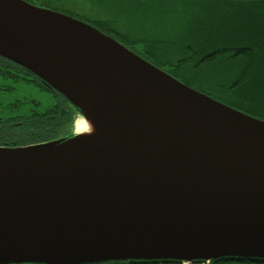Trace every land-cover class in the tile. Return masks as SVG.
Returning a JSON list of instances; mask_svg holds the SVG:
<instances>
[{
    "label": "water",
    "instance_id": "water-1",
    "mask_svg": "<svg viewBox=\"0 0 264 264\" xmlns=\"http://www.w3.org/2000/svg\"><path fill=\"white\" fill-rule=\"evenodd\" d=\"M0 56L101 130L0 145V264L264 258V119L27 0H0Z\"/></svg>",
    "mask_w": 264,
    "mask_h": 264
},
{
    "label": "trees",
    "instance_id": "trees-1",
    "mask_svg": "<svg viewBox=\"0 0 264 264\" xmlns=\"http://www.w3.org/2000/svg\"><path fill=\"white\" fill-rule=\"evenodd\" d=\"M188 3L185 14L201 33L182 48L185 55L175 68L179 70L177 74L188 76L192 68L199 75L192 73L187 78L192 80L197 76V80L213 84L212 88L220 95L218 99L264 119V0H189ZM193 16L195 23L191 20ZM92 22L105 29L99 21ZM0 78L35 84L52 91L55 97L53 104L43 110L33 108L27 114L0 117V145H28L73 134L77 109L38 76L0 56ZM8 87L5 81H0V90ZM92 264L182 263L174 259H118ZM206 264H264V258L224 256L210 259Z\"/></svg>",
    "mask_w": 264,
    "mask_h": 264
},
{
    "label": "rangeland",
    "instance_id": "rangeland-1",
    "mask_svg": "<svg viewBox=\"0 0 264 264\" xmlns=\"http://www.w3.org/2000/svg\"><path fill=\"white\" fill-rule=\"evenodd\" d=\"M29 1L40 7L67 14L92 25V21H99L105 29L103 30L102 27H98V29L116 38L160 68L167 71L171 70L169 72L180 81L216 99L220 97L215 90L216 88H212L213 84L209 85L203 79L197 80V76L192 80L187 78L192 77V73L199 75L197 72L194 73L192 68H189L188 76L180 73L181 77L176 73L179 70L174 69V67L178 60L185 55V50H182L181 47L188 41L192 26L183 25L179 29L176 34V48L172 51L170 43L172 42L173 30L177 28L175 17L171 18L174 15L172 10L166 9L162 14L163 18L155 19L150 10L152 8V2L150 1L152 0H123L118 6V10L114 9L112 11H108L103 3L98 4L96 0L94 4L92 0ZM188 1L186 0V8L190 6ZM153 5L155 6L154 3ZM198 40L197 38V42ZM0 81H5L9 86L8 90H0V117L2 118L27 114L33 108L43 110L53 104L55 99L52 91L40 89L35 84L2 80V78H0ZM183 264L192 263L183 262Z\"/></svg>",
    "mask_w": 264,
    "mask_h": 264
},
{
    "label": "crops",
    "instance_id": "crops-1",
    "mask_svg": "<svg viewBox=\"0 0 264 264\" xmlns=\"http://www.w3.org/2000/svg\"><path fill=\"white\" fill-rule=\"evenodd\" d=\"M96 1L98 2V4L103 3L108 11H112L114 9L118 10V6L123 2V0H96ZM92 2L94 4L95 0H92ZM150 2H152V8H150V10L152 11L153 15L155 16V19L163 18L162 14L165 12L166 9H170L174 13V15L171 18L175 17L174 20L177 24V28H175L173 30L172 42L170 43L172 45V51L174 48H176V34L183 25H187L188 27L192 26V28L190 30V36L188 38V41L185 43V45L188 42H191L192 39H193V41L196 40L195 37H198V35H199V28H198V26L192 25L193 23L190 22L189 17H187V15L185 14L184 9L186 8V6H185L186 0H170V1L152 0ZM153 3L155 4V6L153 5ZM195 19H196L195 16L191 17V20H193V22ZM185 45H183L181 47V49Z\"/></svg>",
    "mask_w": 264,
    "mask_h": 264
},
{
    "label": "bare ground",
    "instance_id": "bare-ground-1",
    "mask_svg": "<svg viewBox=\"0 0 264 264\" xmlns=\"http://www.w3.org/2000/svg\"><path fill=\"white\" fill-rule=\"evenodd\" d=\"M74 130L82 140L95 139L100 136V128L88 117L77 116L74 122Z\"/></svg>",
    "mask_w": 264,
    "mask_h": 264
}]
</instances>
